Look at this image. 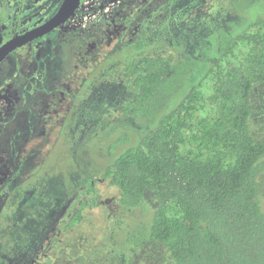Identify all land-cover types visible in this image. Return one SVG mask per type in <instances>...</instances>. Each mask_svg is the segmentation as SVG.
Returning <instances> with one entry per match:
<instances>
[{
	"label": "rangeland",
	"instance_id": "374dc122",
	"mask_svg": "<svg viewBox=\"0 0 264 264\" xmlns=\"http://www.w3.org/2000/svg\"><path fill=\"white\" fill-rule=\"evenodd\" d=\"M131 1L128 0L130 6L133 5ZM173 2L170 4L172 9H168L172 12L170 17L162 11L159 3L151 7L146 4L141 9H128L127 6L128 13L113 14L112 20H99L92 28L81 32L79 40L84 45L88 44L91 51L86 54L84 50L82 55L86 56L93 50L89 56L93 67L97 68L88 73L83 81H69L73 78L67 77L66 73H74L71 61L64 60L61 65L50 50L51 46H55L54 33L45 36L47 44L45 41L42 45L40 55L26 62L19 61L26 77L31 76L36 68L42 74L30 79L31 84H37L38 88L28 82L20 88L30 95L36 93L33 104L37 103L40 92L45 93V90V96L56 98L65 82H68L72 92L75 89V93L69 94L72 99L68 100L67 94L61 92L63 101H50L58 104L57 108L41 103L35 113L29 110L24 113V107L19 111L21 105L16 104L17 108L13 111L18 117L16 123H13L16 118L9 115L10 105L9 109L0 110V245L6 243L1 247H7V253L4 256L0 254V264H171L166 249L150 236V212L155 206L152 195H147L139 207L122 208L118 202L119 192L109 184L108 179L93 173L88 177L89 182L83 184L80 182L83 176L79 173L83 171L81 165L87 164L82 160L84 148H88L92 162L102 167L104 162L96 159L99 150L103 147L108 149L111 137L120 130L141 123L136 115L119 111L124 102L117 68L123 58L158 53L181 54L192 66V82H195L204 71L203 64L195 63L194 55L195 44L201 41L200 38L212 37L219 25L230 32L240 30L248 26L255 16L264 15V0ZM52 8L47 6L42 15ZM36 57L37 61L40 59L39 65L35 62ZM17 58L18 54L14 52L3 67L12 64V61L17 62ZM85 70L88 69L82 71ZM11 71L1 77H13L17 68ZM110 73L114 85L111 84L112 79L107 80ZM13 80L18 82L20 79ZM1 90L0 100L12 107L14 89L10 91L0 82ZM251 98V128L256 138H262L264 85L255 84ZM72 101L82 113H75ZM42 122H56L51 131L59 139H52L49 144H55L51 147L44 143L39 152L27 150L31 145L28 142L31 135L38 136ZM19 150L23 157L14 164L11 160L20 154ZM44 157L52 159L51 163H43ZM20 183L23 185L19 186ZM39 183L44 186L43 192L39 189L35 193L33 190ZM31 193L33 197L39 195L38 198L48 200L44 210L32 202ZM80 204L82 218L75 220L72 232L65 233L64 225L71 221L69 215L74 216L73 212ZM261 204L264 209V176L261 178ZM26 210H29L28 214H25ZM29 214L35 216H29L32 219L28 220ZM41 225L44 236L39 228Z\"/></svg>",
	"mask_w": 264,
	"mask_h": 264
},
{
	"label": "trees",
	"instance_id": "16d2710c",
	"mask_svg": "<svg viewBox=\"0 0 264 264\" xmlns=\"http://www.w3.org/2000/svg\"><path fill=\"white\" fill-rule=\"evenodd\" d=\"M210 37L195 44L204 65L195 82L181 54L122 57L119 111L141 123L99 150L102 167L84 149L96 171L83 164L80 182L108 179L127 209L152 195L150 236L171 264H264V136L250 122L253 88L264 85V15L237 31L219 25Z\"/></svg>",
	"mask_w": 264,
	"mask_h": 264
},
{
	"label": "flooded vegetation",
	"instance_id": "af4514ba",
	"mask_svg": "<svg viewBox=\"0 0 264 264\" xmlns=\"http://www.w3.org/2000/svg\"><path fill=\"white\" fill-rule=\"evenodd\" d=\"M63 1L64 0H0V48L4 44H6L7 42L11 41L12 39L17 38L19 36H22V35L30 32V31H33V30L43 26L51 18L54 17V15L59 10ZM173 1L174 0H169V1L168 0H132L131 2L133 3V5L131 4V6H130L128 4V0H79V3L77 5V7L75 8L74 12L69 16V18L65 22L61 23L60 25H58L57 27H55L51 31L45 33L44 35L36 37L34 39H31L30 41L26 42L25 44H23V45L15 48L14 50L8 52L7 55L0 61V69H1L0 70V82H3V84L6 86V88H8L10 91H12L14 89L13 100L11 101L12 107H11V104H7V103L3 104V102L0 100V110L3 111L7 108L9 109V105H10V108H11L10 111L11 112L9 113V115H11V116L13 115V118H16V121H13V123H16L18 117H17V115H15L16 113L15 114L13 113V111H15L17 108L16 104L21 105L18 108L19 111L21 109H23V107H24V109H25L24 113H26L27 110L35 113V111L37 112L36 109L39 107V104H41V103L46 104L47 106L52 107V108L54 107V109L57 108L58 104H56V103L52 104V103H50V101H52L53 99H54L53 100L54 102H57L56 100H59L60 102L63 101V98H60L61 92H64L65 94H67V97H69L68 100L72 99V98H70L69 94L71 95V93H75V89H74V87H72V90L74 89L72 92L70 90L71 88L69 89V86L67 85L68 82H65V85H64V87H66L68 90H63V89H65L63 87L61 89V91L58 92V96L56 98L45 96V93H47L46 90H45V93H44V91L40 92V96L37 98V103H35V104H33L32 101H33V98H35L36 93L33 95H30V94L25 93V91H22L20 89L22 84L27 85L26 82H28V84L31 85L32 87L38 88L37 84H31L30 79L32 77H38L39 75H42L41 72H39V70L36 68V70L33 72V74L31 76L28 75L26 77V74L23 72L21 65L18 63L21 59L23 60V62H26L28 59H31L37 55H40V49H41L42 45L44 44V42L46 41V40H44L46 35L51 34V33L55 34V36L53 37L54 38L53 41L55 43V46L54 47L51 46L50 50L55 53V55L59 59L61 65H62L64 60L71 61L72 70L74 71V73H72V74H70L69 72L66 73L67 77L71 76L73 78L69 81H74V82H76L77 80L83 81L84 80L83 78H85L88 75V73H93L94 70H96L97 68L93 67L92 62L90 60L91 57L89 56V55L93 54V50H92V53H90L86 56L82 55V52L84 50H85L84 52L86 54L88 52H91V51H90L88 44L84 45L79 40L81 37V32L83 33L85 31H87L89 28H92L96 23H98L99 20L102 21L106 18L110 19L113 14L115 15V14L121 13L123 15V14L128 13L129 10H128V12H126L127 6H128V9L130 7L131 8H139L140 7V9H141L146 4H148L151 7V6L159 3L160 5H162V7H161L162 11L163 12L166 11V13H168L167 15L165 13V15L170 17L172 12H170V10H168V9H172L170 7V4L171 3L174 4ZM47 6H52L53 8L48 10L47 14L43 16L42 14L44 13V9H46ZM149 6H146V7H149ZM143 10L146 11V9H143ZM124 11H125V13H124ZM35 13H36V15L33 16ZM110 20H112V19H110ZM104 21H106V20H104ZM89 42L91 43L92 40H89ZM45 43L47 44V41ZM55 48H56V50H55ZM14 52H16L18 54V58L16 59L17 62L13 63V61H12V64L9 63L3 67V64L6 62V60L8 58L11 57V55ZM120 56H122V54ZM37 58L38 57H36L35 62L38 63V65H39L40 59L37 61ZM94 62L96 63V61H94ZM83 66H84V68H83ZM15 67L17 68V72H16V74L13 75V77H9V76L1 77V75L9 73ZM80 69H82V70L88 69V70L82 71ZM117 70H118V68H117ZM118 72L120 74L119 70H118ZM12 73H13V71H11V74ZM119 76L121 78V74ZM13 79H20V80L18 82H16V81L14 82ZM28 79H29V81H28ZM111 79H112L111 84L114 85L115 82H114L112 73H110V75L107 76V80H111ZM121 81H122V78H121ZM121 81L119 82V85L123 86V81L122 82ZM13 84H14V86H13ZM66 91H68V92H66ZM0 92H2V90ZM64 101H66V100H64ZM72 102L74 104V108H76L75 113L76 114L82 113V111H80L81 110L80 107L75 106L76 102L75 101H72ZM55 124H56V122H51L48 124H45V122H42V124H41L42 129H41L40 133L38 134V136L33 137V135H31V138L28 141L31 143V145L28 147L27 150H34L35 149L37 151L38 150L40 151L43 149L42 147L44 146L43 145L44 143L49 144L52 139L53 140L59 139V136L58 135L56 136L55 132L51 131V130H54V129H52V127ZM41 125H39V126H41ZM53 144H55V143H53ZM52 145H50L49 147H51ZM36 148H38V149H36ZM84 149H86V148H84ZM19 152H20V154H18V156L16 158H14V160H11L14 164H16L17 161H21V158L23 157L21 155V150H19ZM51 152H52V150L50 151V153ZM24 161L27 162L28 160H24ZM42 161H43V163H45V162L49 163L48 161H50V163H51V160L48 157H44ZM24 165L25 164H23L22 166H24ZM52 165H53V163H52ZM85 165H87L88 167H93V171L94 172L96 171V168H94V166L90 162L85 164ZM14 170H15V166H13V171ZM22 185H23V183L19 184V186H22ZM37 186L38 187H35L33 191H36L35 193H38L39 189H40V192L42 193L43 192L42 188H44L43 184L39 183V184H37ZM28 189H29V187L26 186V190H28ZM32 193H31V195H32ZM31 195H30V197L32 199V202H36V204L40 205V206H38V208L44 210V207H45V205H47L48 200L46 198H38L39 195H36L37 197H33V195L32 196ZM118 199H119V194H118ZM46 200H47V202H46ZM27 201L30 202V200H27ZM118 202H119V200H118ZM80 207H81V209H80ZM79 209H80V218H82V205L81 204L79 206H76L73 213H74V216H76L77 214H79L78 213ZM28 211L29 210H26L25 214H28L29 213ZM42 215H44V214H42ZM71 215L72 214L69 215L70 218L71 219L74 218V216H71ZM29 216H35V215H33V214L27 215L28 220L32 219ZM38 216H40V215H38ZM69 223L70 222H66L64 225L63 230L65 231V233H70L74 230L71 228L75 225L70 227ZM39 228L43 232L42 235L44 236L45 231H44V228L42 227V225L39 226ZM3 245L6 246V243H1L0 254H2L4 256L7 253V247H4V248L1 247Z\"/></svg>",
	"mask_w": 264,
	"mask_h": 264
},
{
	"label": "water",
	"instance_id": "95a60500",
	"mask_svg": "<svg viewBox=\"0 0 264 264\" xmlns=\"http://www.w3.org/2000/svg\"><path fill=\"white\" fill-rule=\"evenodd\" d=\"M79 0H64L59 10L47 23L43 26L30 31L22 36L12 39L0 48V61L7 55L8 52L15 48L25 44L26 42L36 37L42 36L45 33L51 31L61 23L65 22L69 16L74 12Z\"/></svg>",
	"mask_w": 264,
	"mask_h": 264
}]
</instances>
